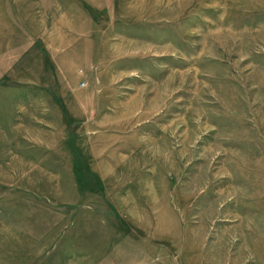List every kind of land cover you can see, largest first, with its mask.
Returning a JSON list of instances; mask_svg holds the SVG:
<instances>
[{
  "label": "rangeland",
  "instance_id": "rangeland-1",
  "mask_svg": "<svg viewBox=\"0 0 264 264\" xmlns=\"http://www.w3.org/2000/svg\"><path fill=\"white\" fill-rule=\"evenodd\" d=\"M0 264H264V0H0Z\"/></svg>",
  "mask_w": 264,
  "mask_h": 264
}]
</instances>
